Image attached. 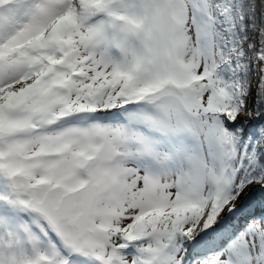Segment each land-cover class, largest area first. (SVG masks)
Listing matches in <instances>:
<instances>
[{"label":"snow or ice","instance_id":"snow-or-ice-1","mask_svg":"<svg viewBox=\"0 0 264 264\" xmlns=\"http://www.w3.org/2000/svg\"><path fill=\"white\" fill-rule=\"evenodd\" d=\"M0 264H264V0H0Z\"/></svg>","mask_w":264,"mask_h":264}]
</instances>
